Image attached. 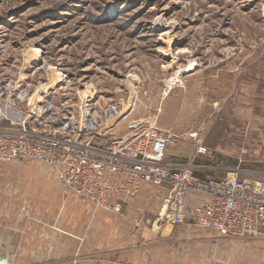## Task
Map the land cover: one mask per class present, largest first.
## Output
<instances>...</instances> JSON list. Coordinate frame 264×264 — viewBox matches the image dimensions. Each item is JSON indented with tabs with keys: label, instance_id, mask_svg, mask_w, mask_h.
Wrapping results in <instances>:
<instances>
[{
	"label": "rangeland",
	"instance_id": "1",
	"mask_svg": "<svg viewBox=\"0 0 264 264\" xmlns=\"http://www.w3.org/2000/svg\"><path fill=\"white\" fill-rule=\"evenodd\" d=\"M0 103L32 132L100 147L147 120L177 136L168 162L264 175V0H0ZM63 195L44 163H0L1 210H60Z\"/></svg>",
	"mask_w": 264,
	"mask_h": 264
},
{
	"label": "built area",
	"instance_id": "2",
	"mask_svg": "<svg viewBox=\"0 0 264 264\" xmlns=\"http://www.w3.org/2000/svg\"><path fill=\"white\" fill-rule=\"evenodd\" d=\"M126 139L107 147L67 134L32 132L8 120L0 103V163L39 161L54 170L65 194L96 210L120 212L144 190L162 193L147 224L155 233L177 228L211 232L218 239L264 241V175L201 177L196 167L167 161L174 134L135 122Z\"/></svg>",
	"mask_w": 264,
	"mask_h": 264
},
{
	"label": "crops",
	"instance_id": "3",
	"mask_svg": "<svg viewBox=\"0 0 264 264\" xmlns=\"http://www.w3.org/2000/svg\"><path fill=\"white\" fill-rule=\"evenodd\" d=\"M161 195L146 189L121 214L94 210L71 194L63 195L60 210L0 209V264H21L20 252L3 254L21 248L40 249L25 264L48 262L53 254L66 257L60 264H264L262 240L218 239L190 226L152 231L144 219L150 210L156 214Z\"/></svg>",
	"mask_w": 264,
	"mask_h": 264
}]
</instances>
